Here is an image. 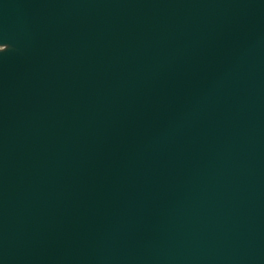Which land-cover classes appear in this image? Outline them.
Wrapping results in <instances>:
<instances>
[{
    "label": "water",
    "instance_id": "water-1",
    "mask_svg": "<svg viewBox=\"0 0 264 264\" xmlns=\"http://www.w3.org/2000/svg\"><path fill=\"white\" fill-rule=\"evenodd\" d=\"M0 264H264V0H0Z\"/></svg>",
    "mask_w": 264,
    "mask_h": 264
}]
</instances>
